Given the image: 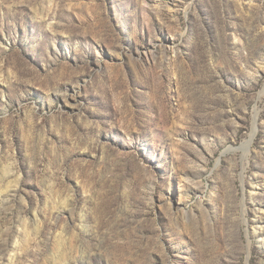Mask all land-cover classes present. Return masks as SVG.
Instances as JSON below:
<instances>
[{
    "label": "rangeland",
    "instance_id": "1",
    "mask_svg": "<svg viewBox=\"0 0 264 264\" xmlns=\"http://www.w3.org/2000/svg\"><path fill=\"white\" fill-rule=\"evenodd\" d=\"M0 264H264V0H0Z\"/></svg>",
    "mask_w": 264,
    "mask_h": 264
}]
</instances>
